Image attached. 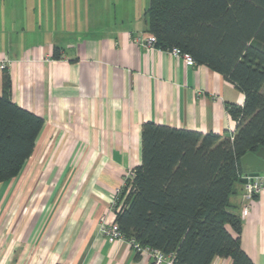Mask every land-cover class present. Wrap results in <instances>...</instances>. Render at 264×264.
Here are the masks:
<instances>
[{
	"label": "crops",
	"instance_id": "0c3cea01",
	"mask_svg": "<svg viewBox=\"0 0 264 264\" xmlns=\"http://www.w3.org/2000/svg\"><path fill=\"white\" fill-rule=\"evenodd\" d=\"M147 6L0 0V58L9 61L0 95L6 74L10 100L43 120L31 156L0 183V264H153L99 230L101 219L114 220V190L141 163L142 125L234 132L227 106L241 107L243 93L206 66L142 47L137 39L151 36ZM242 194L239 182L229 198L241 221L240 247L264 264V194L249 202Z\"/></svg>",
	"mask_w": 264,
	"mask_h": 264
},
{
	"label": "trees",
	"instance_id": "16d2710c",
	"mask_svg": "<svg viewBox=\"0 0 264 264\" xmlns=\"http://www.w3.org/2000/svg\"><path fill=\"white\" fill-rule=\"evenodd\" d=\"M143 18L155 48L179 49L232 83L244 101L227 106L236 126L222 136L144 123L141 163L120 191L113 222L126 239L170 256V264L215 257L253 264L241 250V221L229 198L243 174L240 158L264 147V0H149ZM9 89L4 74L0 183L17 176L43 127L10 100Z\"/></svg>",
	"mask_w": 264,
	"mask_h": 264
},
{
	"label": "built area",
	"instance_id": "2783aa9c",
	"mask_svg": "<svg viewBox=\"0 0 264 264\" xmlns=\"http://www.w3.org/2000/svg\"><path fill=\"white\" fill-rule=\"evenodd\" d=\"M137 42L144 48H155V37L150 36L148 39L145 40H140L137 39ZM166 52L175 57V58H182L185 63H187L189 66L190 65H195L194 61L192 58L185 54L180 52L179 49L177 48H172L170 50H166ZM9 64V61L4 58H0V71L6 70L7 66ZM133 176V170L129 169L125 175L122 178L121 186L117 189L114 190L113 196H112V203H111V210L114 212L115 206H116V201L118 199V196L120 194V191L124 185H126L127 182L131 180ZM241 179H245L246 182L243 184V194L242 198L246 202H249L253 197L258 196L260 194H264V174H259L257 176H250L248 174H243L241 176ZM248 213V206L245 205L242 208L241 215L246 216ZM100 232L101 234L107 236L111 240H121L124 243L128 244L130 248L140 256H145L148 257L152 260L153 264H162V263H167L170 264V256H164L161 254L159 251L152 250L147 247H142L133 240H128L124 237L123 234H121L117 228V226L114 224V222H111L109 225H105L103 223V219H101V224H100Z\"/></svg>",
	"mask_w": 264,
	"mask_h": 264
},
{
	"label": "water",
	"instance_id": "95a60500",
	"mask_svg": "<svg viewBox=\"0 0 264 264\" xmlns=\"http://www.w3.org/2000/svg\"><path fill=\"white\" fill-rule=\"evenodd\" d=\"M241 170L250 176H257L264 172V147L255 153H247L239 160ZM240 183L245 184V179H240Z\"/></svg>",
	"mask_w": 264,
	"mask_h": 264
},
{
	"label": "rangeland",
	"instance_id": "374dc122",
	"mask_svg": "<svg viewBox=\"0 0 264 264\" xmlns=\"http://www.w3.org/2000/svg\"><path fill=\"white\" fill-rule=\"evenodd\" d=\"M148 1H149V0H148ZM146 8H147V7H146ZM146 8H145V9H146ZM145 9H144V11H145ZM144 11H143V13H144ZM143 13H142V14H143ZM244 174H245V173H244ZM242 175H243V174H242Z\"/></svg>",
	"mask_w": 264,
	"mask_h": 264
}]
</instances>
